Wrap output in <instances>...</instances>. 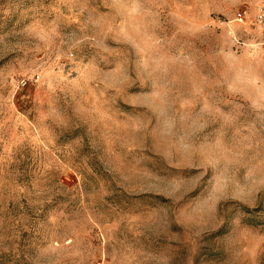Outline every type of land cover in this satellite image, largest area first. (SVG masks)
Segmentation results:
<instances>
[{
    "label": "rangeland",
    "instance_id": "obj_1",
    "mask_svg": "<svg viewBox=\"0 0 264 264\" xmlns=\"http://www.w3.org/2000/svg\"><path fill=\"white\" fill-rule=\"evenodd\" d=\"M263 3L0 0V264H264Z\"/></svg>",
    "mask_w": 264,
    "mask_h": 264
},
{
    "label": "built area",
    "instance_id": "obj_2",
    "mask_svg": "<svg viewBox=\"0 0 264 264\" xmlns=\"http://www.w3.org/2000/svg\"><path fill=\"white\" fill-rule=\"evenodd\" d=\"M256 22L262 26H264V3L262 4V7L260 8L257 17ZM237 20L240 22L243 21V17L238 16ZM94 264H103L102 261H96Z\"/></svg>",
    "mask_w": 264,
    "mask_h": 264
}]
</instances>
